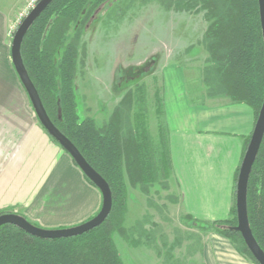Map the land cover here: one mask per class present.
I'll use <instances>...</instances> for the list:
<instances>
[{"label":"trees","instance_id":"16d2710c","mask_svg":"<svg viewBox=\"0 0 264 264\" xmlns=\"http://www.w3.org/2000/svg\"><path fill=\"white\" fill-rule=\"evenodd\" d=\"M108 1L54 0L29 29L21 53L52 122L108 182L112 211L100 226L70 238L42 239L10 224L1 226L0 264H125L115 242L116 234L131 246H148L136 237V225L125 226L127 180L132 188L145 194L157 183L169 184L173 164L160 93L156 94L157 143L150 132L145 85L138 87L141 106L134 113L133 123L130 113L134 93L130 91L103 127H98L93 118L81 119L78 114L75 81L81 31ZM176 5L205 11L209 22L198 43L208 55L203 78L207 96L245 103L254 110L257 121L264 102V38L258 0H178ZM239 172L240 168L237 179ZM248 216L253 235L264 251V138L249 179ZM182 220L223 235L241 255L259 264L242 235L233 229L238 224L236 202L227 220L206 223L189 215Z\"/></svg>","mask_w":264,"mask_h":264},{"label":"crops","instance_id":"0c3cea01","mask_svg":"<svg viewBox=\"0 0 264 264\" xmlns=\"http://www.w3.org/2000/svg\"><path fill=\"white\" fill-rule=\"evenodd\" d=\"M28 2L0 6V212L19 214L44 229L70 228L96 216L103 197L42 126L13 65L9 30ZM202 51L203 46L196 44L186 54L195 58ZM178 61L158 69L173 164L169 190L178 199L179 218L227 220L236 202L237 170L255 128V112L229 97L209 98L206 86L195 80L192 65L199 64ZM83 86L91 99L99 94L89 92L92 86L86 78ZM76 95L81 102L82 91L76 90ZM118 104L109 109V117ZM155 127L151 133L159 139V124ZM128 194L125 226L130 228L140 219L131 216L133 195L129 190ZM170 258L163 263L255 264L214 231H205L194 246L184 241Z\"/></svg>","mask_w":264,"mask_h":264},{"label":"rangeland","instance_id":"374dc122","mask_svg":"<svg viewBox=\"0 0 264 264\" xmlns=\"http://www.w3.org/2000/svg\"><path fill=\"white\" fill-rule=\"evenodd\" d=\"M20 1L0 0V6L10 2L9 5L14 7ZM117 1L121 3L115 6ZM177 1L109 0L95 11L81 31L78 43L75 86L83 95L81 102L78 99V114L81 119L91 117L98 127H103L110 118L109 109L130 91L134 93L130 113V121L133 123L141 98L138 87L145 85L150 132L151 127L155 130L156 124H159L156 94L160 93L161 84L158 69L165 62L179 60V63L186 61L199 64L192 65L196 68L193 70L195 80L206 86L203 79L208 57L206 51L191 58L186 50L201 41L209 22L205 11L186 10L180 6L177 8ZM32 4L34 0H29L17 14L9 30L11 45L26 8ZM85 78L86 84L88 82L92 86L88 89L89 92L99 90L94 100L83 93ZM152 137L157 143L158 136ZM127 183L130 194L133 195L131 216L140 219V225L135 223L136 237L148 246H131L116 234L115 242L125 264L167 263L171 259L170 252L175 247L181 246L184 241L194 246L205 232L194 221L185 222L182 220L184 216L179 218L175 196L166 183L155 184L150 188L149 194L139 188H132L128 180Z\"/></svg>","mask_w":264,"mask_h":264},{"label":"water","instance_id":"95a60500","mask_svg":"<svg viewBox=\"0 0 264 264\" xmlns=\"http://www.w3.org/2000/svg\"><path fill=\"white\" fill-rule=\"evenodd\" d=\"M53 1L54 0H40L17 28L12 39V61L21 83L31 100L32 106L40 123L47 130L49 135L56 140L67 153L70 154L89 181L100 190L103 197V204L98 214L90 220L78 226L63 229H44L38 227L19 214L4 213L0 215V227L10 224L24 230L32 236L42 239L70 238L91 231L105 222L113 207L112 191L108 182L87 162L79 149L52 122L23 61L21 53L23 40L34 22ZM258 2L264 38V0H258ZM263 138L264 102L240 167L236 189L238 224L233 227L235 231H238L242 235L246 246L259 264H264V251L255 239L250 227L248 216V185Z\"/></svg>","mask_w":264,"mask_h":264},{"label":"built area","instance_id":"2783aa9c","mask_svg":"<svg viewBox=\"0 0 264 264\" xmlns=\"http://www.w3.org/2000/svg\"><path fill=\"white\" fill-rule=\"evenodd\" d=\"M40 0H34V4L28 6L25 10V15H23L22 19H21V23L22 21L25 19V17L31 12V10L36 6V4L39 2ZM20 23V24H21Z\"/></svg>","mask_w":264,"mask_h":264}]
</instances>
